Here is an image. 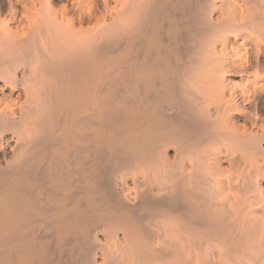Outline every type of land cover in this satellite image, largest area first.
<instances>
[{
	"label": "bare ground",
	"instance_id": "bare-ground-1",
	"mask_svg": "<svg viewBox=\"0 0 264 264\" xmlns=\"http://www.w3.org/2000/svg\"><path fill=\"white\" fill-rule=\"evenodd\" d=\"M0 264H264V0H0Z\"/></svg>",
	"mask_w": 264,
	"mask_h": 264
}]
</instances>
